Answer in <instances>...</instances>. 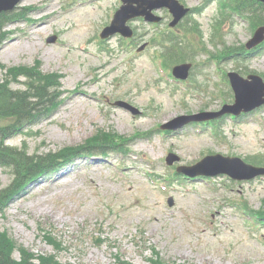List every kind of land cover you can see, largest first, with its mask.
<instances>
[{
  "label": "rangeland",
  "instance_id": "1",
  "mask_svg": "<svg viewBox=\"0 0 264 264\" xmlns=\"http://www.w3.org/2000/svg\"><path fill=\"white\" fill-rule=\"evenodd\" d=\"M180 1L195 10L181 26L170 29L172 17L163 10L158 27L129 23L134 40L100 38L121 0H22L0 14L19 20L0 30V88L26 91L31 74L59 96L49 118L7 144L44 157L74 152L38 169L0 209V233L10 236L14 261L21 263L24 251L31 264L53 263L41 261L47 257L58 264H264V220L253 216L264 208V177L236 182L176 174L207 155L247 163L264 156V108L214 126L160 129L232 104L228 73L264 77V49L246 63L219 61L255 30L223 11L221 0ZM170 35L193 64L186 82L164 66L160 44ZM53 36L56 43H48ZM117 101L141 114L114 106ZM107 142L121 148L96 149ZM169 153L179 157L173 166L166 164ZM14 178L0 168V190Z\"/></svg>",
  "mask_w": 264,
  "mask_h": 264
},
{
  "label": "water",
  "instance_id": "2",
  "mask_svg": "<svg viewBox=\"0 0 264 264\" xmlns=\"http://www.w3.org/2000/svg\"><path fill=\"white\" fill-rule=\"evenodd\" d=\"M256 1L264 3V0ZM20 2L21 0H0V12L11 11ZM123 2L125 5L117 12L112 26L103 32V38H109L116 33H121L125 37H132L133 33L126 24L137 17L143 16L152 23L160 22L161 18L154 16L152 13L154 10L169 8L175 17V20L171 23L172 27L176 26L190 12L180 5L177 0H123ZM54 41L55 38L49 40L51 43ZM263 41L264 27H261L255 33L254 38L247 44L248 50H252ZM190 68L191 65L177 66L174 68V75L179 79H187ZM229 77L236 95L235 105L225 106L219 113H203L196 116L181 117L163 126V128L177 130L190 122L211 120L226 114L240 116L264 105V81L261 77L252 75L248 79H244L237 73H230ZM118 105L138 113L124 103H118ZM176 161H179V158L173 154H170L167 158L169 165L174 164ZM179 171L191 177L228 174L235 180H251L264 175L263 168L252 167L246 165L238 158H226L221 155L209 156L196 166L190 168L182 167L179 168Z\"/></svg>",
  "mask_w": 264,
  "mask_h": 264
},
{
  "label": "trees",
  "instance_id": "3",
  "mask_svg": "<svg viewBox=\"0 0 264 264\" xmlns=\"http://www.w3.org/2000/svg\"><path fill=\"white\" fill-rule=\"evenodd\" d=\"M232 8L239 14L247 17L253 27L264 25V4L256 3L253 0H230ZM7 16V15H5ZM8 17L0 18V29L9 20ZM175 46H172V49ZM173 60L172 62H178ZM28 89L26 91H12L6 85L0 88V167L9 168L15 174L13 183L3 190H0V209L10 199V193L24 182L27 177L37 173L38 169L49 167L58 155L52 156H28L25 151L9 147L3 141L6 136L21 125L33 122L38 116L45 114L54 103L53 86L45 78L27 76ZM13 120L6 126L3 121ZM107 145H103V147ZM58 162V161H56ZM12 240L6 233H0V264H31L29 257L23 251L22 262L18 263L12 259ZM52 261L58 264L54 258L42 259V262Z\"/></svg>",
  "mask_w": 264,
  "mask_h": 264
},
{
  "label": "bare ground",
  "instance_id": "4",
  "mask_svg": "<svg viewBox=\"0 0 264 264\" xmlns=\"http://www.w3.org/2000/svg\"><path fill=\"white\" fill-rule=\"evenodd\" d=\"M42 25V24H41ZM39 26H40V24H39ZM12 40H15V38H13ZM159 221V220H158ZM160 222V221H159ZM185 256V255H184Z\"/></svg>",
  "mask_w": 264,
  "mask_h": 264
}]
</instances>
